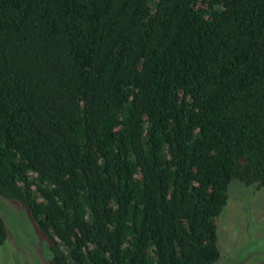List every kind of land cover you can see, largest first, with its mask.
<instances>
[{"label": "trees", "instance_id": "1", "mask_svg": "<svg viewBox=\"0 0 264 264\" xmlns=\"http://www.w3.org/2000/svg\"><path fill=\"white\" fill-rule=\"evenodd\" d=\"M234 181L264 188V0H0V197L50 264H218Z\"/></svg>", "mask_w": 264, "mask_h": 264}, {"label": "rangeland", "instance_id": "2", "mask_svg": "<svg viewBox=\"0 0 264 264\" xmlns=\"http://www.w3.org/2000/svg\"><path fill=\"white\" fill-rule=\"evenodd\" d=\"M0 211L9 231L0 264H50L49 244L24 208L0 197ZM218 239V264H264V188L232 183L218 219Z\"/></svg>", "mask_w": 264, "mask_h": 264}]
</instances>
